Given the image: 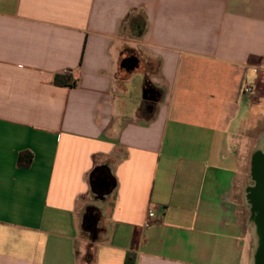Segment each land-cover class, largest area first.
Wrapping results in <instances>:
<instances>
[{
    "label": "crops",
    "instance_id": "crops-1",
    "mask_svg": "<svg viewBox=\"0 0 264 264\" xmlns=\"http://www.w3.org/2000/svg\"><path fill=\"white\" fill-rule=\"evenodd\" d=\"M262 123L264 0H0V264H251Z\"/></svg>",
    "mask_w": 264,
    "mask_h": 264
},
{
    "label": "water",
    "instance_id": "water-1",
    "mask_svg": "<svg viewBox=\"0 0 264 264\" xmlns=\"http://www.w3.org/2000/svg\"><path fill=\"white\" fill-rule=\"evenodd\" d=\"M138 62L136 57H130L122 62V67L128 71H134L138 67ZM252 179L253 185L246 191V200L251 212L249 223L256 227L260 233L261 249L257 264H264V144L261 142L252 156ZM253 239L255 242L254 236Z\"/></svg>",
    "mask_w": 264,
    "mask_h": 264
},
{
    "label": "rangeland",
    "instance_id": "rangeland-1",
    "mask_svg": "<svg viewBox=\"0 0 264 264\" xmlns=\"http://www.w3.org/2000/svg\"><path fill=\"white\" fill-rule=\"evenodd\" d=\"M137 91H138V82L135 85V89H134V92L136 94H137ZM262 125L264 126V123H262ZM261 130H264V127L261 128ZM252 136L253 135L248 132L246 136L242 138V142H244V144H241L242 145L241 146L242 148L241 149L242 167H241L240 175H239V178L236 184L235 199L239 205V212H240L241 220L248 234V242L254 244L252 231L249 226L251 212H250V206L248 205L247 200H246V191L248 187L253 185L252 156L260 141L258 138H253Z\"/></svg>",
    "mask_w": 264,
    "mask_h": 264
},
{
    "label": "trees",
    "instance_id": "trees-1",
    "mask_svg": "<svg viewBox=\"0 0 264 264\" xmlns=\"http://www.w3.org/2000/svg\"><path fill=\"white\" fill-rule=\"evenodd\" d=\"M140 19H135L133 20V25H132V28H133V31H134V34L136 36H142L144 31H145V24L143 26V23L141 21H139ZM56 84L58 86H63V87H67V88H76L78 86V80H76L74 78V76L72 75V73H65L63 75H57L56 77ZM92 182L94 184V181L97 177V172L94 171L93 174H92ZM91 212L88 211L85 213L84 215V220H83V227H84V231L85 233H89L91 230H92V226H93V221L91 219ZM90 258V256H89Z\"/></svg>",
    "mask_w": 264,
    "mask_h": 264
},
{
    "label": "bare ground",
    "instance_id": "bare-ground-1",
    "mask_svg": "<svg viewBox=\"0 0 264 264\" xmlns=\"http://www.w3.org/2000/svg\"><path fill=\"white\" fill-rule=\"evenodd\" d=\"M262 144H264V136L261 138L260 141ZM250 229H252V233L253 236L255 238V242H254V257H252V262L251 264H257V260H258V255L260 253V249H261V242H260V233L258 232V229L254 226L251 225V223H249Z\"/></svg>",
    "mask_w": 264,
    "mask_h": 264
},
{
    "label": "built area",
    "instance_id": "built-area-1",
    "mask_svg": "<svg viewBox=\"0 0 264 264\" xmlns=\"http://www.w3.org/2000/svg\"><path fill=\"white\" fill-rule=\"evenodd\" d=\"M245 92L249 93V94H252L254 91H253V89L251 87H247L245 89ZM256 95L257 94L254 93V96H256ZM148 217H149V221L146 223V227H149L150 224H151V221L156 217L155 211L154 210L149 211Z\"/></svg>",
    "mask_w": 264,
    "mask_h": 264
}]
</instances>
